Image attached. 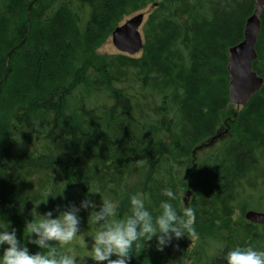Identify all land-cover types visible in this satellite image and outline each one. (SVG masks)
<instances>
[{
    "label": "trees",
    "instance_id": "obj_1",
    "mask_svg": "<svg viewBox=\"0 0 264 264\" xmlns=\"http://www.w3.org/2000/svg\"><path fill=\"white\" fill-rule=\"evenodd\" d=\"M34 1L0 0V218L17 238L40 251L24 235L34 210L107 196L123 217L130 193L155 207L173 187L181 207L192 193L193 232L163 251L144 242L130 264H225L230 248L264 250V224L245 218L264 213V85L233 114L228 139L196 158L228 121L229 50L244 40L255 0H162L141 57L103 59L96 50L154 0H38L28 22ZM256 50L264 78V9ZM93 211L79 213L85 233L95 232Z\"/></svg>",
    "mask_w": 264,
    "mask_h": 264
},
{
    "label": "clouds",
    "instance_id": "obj_2",
    "mask_svg": "<svg viewBox=\"0 0 264 264\" xmlns=\"http://www.w3.org/2000/svg\"><path fill=\"white\" fill-rule=\"evenodd\" d=\"M64 188L65 185H61L60 192ZM179 198L173 187H164L152 207L146 205L141 192L130 193L128 211L123 217L118 216L120 201L107 196L100 205L85 198L78 206L69 204L64 210L58 206L43 215L34 210L31 215L36 218L26 222L24 235L28 243L40 249L35 253L17 238L16 229L10 227V222L0 218V264H84L86 256L96 264H130V254L139 253L144 242L154 238L155 249L163 251L173 240L193 232L194 209L172 203ZM86 209H94L89 222L95 226V232L89 235L91 247L88 254L80 255L70 245L74 238H78L80 247L88 248L85 235L81 233L79 215ZM54 211L59 213L55 217ZM223 259L225 264H264V250L236 246L224 252Z\"/></svg>",
    "mask_w": 264,
    "mask_h": 264
},
{
    "label": "water",
    "instance_id": "obj_3",
    "mask_svg": "<svg viewBox=\"0 0 264 264\" xmlns=\"http://www.w3.org/2000/svg\"><path fill=\"white\" fill-rule=\"evenodd\" d=\"M36 1L38 0L32 2L28 8V22L30 10ZM263 9L264 0H255V10L246 22L244 40L229 50L228 72L230 75V103L239 108L245 107L264 85V78L259 76L253 68L254 62L258 59L256 44L261 31V15ZM144 20V14H139L130 18L125 24L114 30L112 33V42L121 54L135 57L143 51L144 38L140 29L144 24ZM24 41L8 53L7 67L11 54L16 51ZM218 137L219 135L211 141L214 142ZM200 148H198V150ZM191 195V191L186 193V197L183 201L186 207L189 204ZM245 218L252 224H264V213L262 212L248 211L245 214ZM187 264H189V262H187Z\"/></svg>",
    "mask_w": 264,
    "mask_h": 264
},
{
    "label": "rangeland",
    "instance_id": "obj_4",
    "mask_svg": "<svg viewBox=\"0 0 264 264\" xmlns=\"http://www.w3.org/2000/svg\"><path fill=\"white\" fill-rule=\"evenodd\" d=\"M162 0H154V4H150L147 7H145L144 9H141L137 12H135L134 14L126 17L120 24L119 26H122L123 24H125V22H127V20H129L130 18L139 15V14H144L145 15V20H144V24L140 29V32L145 40V34H144V28L146 26V23L148 22V19L150 17V15L152 14V12L154 11L155 7H157V4H159ZM118 26V27H119ZM120 54V52L115 48V46L113 45L112 42V36L106 41V43H104L102 46H100L96 52H95V56L97 59H103L105 57L108 56H113V55H118ZM142 54H138L136 55L134 58H139L141 57ZM240 108H238V106L233 105V104H229L228 108L226 109V116H227V123L225 124L224 128L221 130L220 132V136L213 142L211 141L210 145H206V143H204V145L196 151V158L198 157H202L204 153L208 152L209 150L213 149V147H219L221 144H223L229 137V133H230V120L233 117V114L237 113L239 111ZM208 143V142H207ZM186 193L187 191H184L182 193V199L184 201L185 197H186ZM248 212V211H246ZM245 212V214H246ZM240 214L239 212L236 213V215L234 216V219H238L240 218ZM86 228V227H85ZM81 233L85 235V241L88 244V249L90 250L91 247V237L89 236L90 234H93V232L90 233H85L84 230L81 229ZM195 244V238L191 237L190 241H189V246L192 249L194 247ZM71 247L76 248V251H80L82 249V247H80L79 243H78V238H74V240L71 242ZM84 249V248H83ZM86 250V255L88 254ZM263 250V249H262ZM82 254L83 252L80 251ZM88 261L89 262H93L92 258L88 257ZM189 262V261H188Z\"/></svg>",
    "mask_w": 264,
    "mask_h": 264
},
{
    "label": "flooded vegetation",
    "instance_id": "obj_5",
    "mask_svg": "<svg viewBox=\"0 0 264 264\" xmlns=\"http://www.w3.org/2000/svg\"><path fill=\"white\" fill-rule=\"evenodd\" d=\"M222 130V129H221ZM221 130L219 131V133L221 132Z\"/></svg>",
    "mask_w": 264,
    "mask_h": 264
},
{
    "label": "bare ground",
    "instance_id": "obj_6",
    "mask_svg": "<svg viewBox=\"0 0 264 264\" xmlns=\"http://www.w3.org/2000/svg\"><path fill=\"white\" fill-rule=\"evenodd\" d=\"M145 16V15H144ZM244 31H245V29H244Z\"/></svg>",
    "mask_w": 264,
    "mask_h": 264
}]
</instances>
